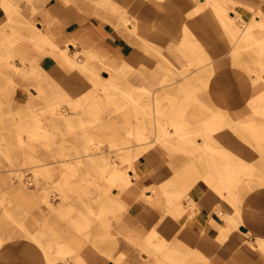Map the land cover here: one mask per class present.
I'll return each instance as SVG.
<instances>
[{"label": "rangeland", "instance_id": "rangeland-1", "mask_svg": "<svg viewBox=\"0 0 264 264\" xmlns=\"http://www.w3.org/2000/svg\"><path fill=\"white\" fill-rule=\"evenodd\" d=\"M195 1L0 0V264H70L91 243L111 254L119 252L120 260L139 248L138 240L145 248L129 220L123 197L128 188L112 185L109 172L100 168L115 163L126 172L142 156L154 158L172 175L181 173L174 182L184 177L187 191L210 204L212 231L221 222L225 239L248 235L244 221L252 209L264 219V81L249 70L251 65L261 69L260 63L264 67V55L258 58L264 24L255 23L256 16L264 17V0H219L232 8L240 25L235 27L213 11L212 0ZM88 20L109 30L102 53L75 45L70 30ZM36 24L58 46L48 42L37 48L32 38ZM230 31L241 34L238 53ZM68 40L72 45L67 53L72 58L78 50L81 62L75 56L67 60L60 50ZM7 54L13 56L14 68L7 64ZM198 61L204 66L195 65ZM185 69L187 77L180 74ZM104 70L110 82L98 74ZM163 78L169 85L160 89ZM33 85L46 98H30L26 90ZM55 102L69 114L78 102L80 114L70 123L55 121L47 107ZM154 113L156 121L172 120L165 125L171 139L157 138L162 130ZM37 120L43 126L38 131ZM214 120L221 124L214 123L216 132L206 139L215 146L209 155L193 140ZM89 138L107 156L104 161L73 158ZM112 147H124L119 152L132 157L121 159ZM67 150L70 157L60 155ZM199 155L222 174L221 181L239 189L238 203L216 195L211 185L215 179L209 178ZM35 164L50 167L32 176ZM15 172L24 175L19 180ZM62 192L68 196L65 202ZM45 195L51 205L44 202ZM215 197L221 199L222 213L213 206ZM168 260L211 264L202 258Z\"/></svg>", "mask_w": 264, "mask_h": 264}, {"label": "crops", "instance_id": "crops-1", "mask_svg": "<svg viewBox=\"0 0 264 264\" xmlns=\"http://www.w3.org/2000/svg\"><path fill=\"white\" fill-rule=\"evenodd\" d=\"M70 31H74L72 35L76 46L78 44L87 49L94 48L100 53L103 52L104 44L109 38L106 25L92 20L77 24ZM133 168L135 175L132 178V187L124 190L123 197L129 207L127 211L130 222L145 240V248L141 247L142 242L139 243L138 240V249L144 252L143 257L136 259V252L133 250L126 253L129 255L127 258L120 260L119 252L111 254L91 243L83 246L79 250L76 262L70 264H91L93 261H96L94 264L100 262V264H165L161 262L164 244L168 246L165 252L174 255L171 260L177 258L182 261H193L195 258H202L212 264H264V250L259 244V239L264 240L262 212L254 214L252 209L249 213L251 218L244 221L245 232H248V235L236 234L225 239L227 237L225 226L220 222L219 230L212 231L210 204H206V201L201 203L199 198H195V192L187 191L189 188L184 177L181 178L183 179L181 183L180 180L174 182L176 173L172 175L164 171L162 164L151 157L138 158ZM180 175L182 174L178 173L176 176ZM162 191L166 196L165 204H162V199L160 204L150 202L148 196L157 200V197L162 196ZM214 192L219 197H227L224 190L215 189ZM184 195L190 196L194 204L192 207L184 204ZM176 197L177 201L173 202V198ZM220 204L221 199L215 197L213 206ZM215 209L219 213L224 211L219 206ZM212 242H218L219 245L214 246Z\"/></svg>", "mask_w": 264, "mask_h": 264}, {"label": "bare ground", "instance_id": "bare-ground-1", "mask_svg": "<svg viewBox=\"0 0 264 264\" xmlns=\"http://www.w3.org/2000/svg\"><path fill=\"white\" fill-rule=\"evenodd\" d=\"M196 3H198V4H204V3H206V2H208V0H196L195 1ZM211 4H212V8H213V11H215L217 14H219V15H221V17H223V19H226L228 22H229V24L232 26V27H235V26H240L237 22H236V17H235V15H233V10H230V9H232V8H228L229 6H225V5H223L222 3H221V1H219V0H212L211 1ZM256 19H255V23L256 24H259V25H261V24H264V18L262 17V16H256L255 17ZM238 20V19H237ZM241 20V19H240ZM95 21V20H94ZM36 27H37V29H36V31H33L32 32V38H34V44H35V46L38 48V47H42V44L43 43H48V42H50L51 43V45H53V46H58L57 45V43L51 38V37H49V34H47L46 32H43L42 31V27H41V25L40 24H36ZM131 28H133V27H131ZM149 32L150 31H146V33L147 34H149ZM46 33V34H45ZM230 33L233 35V38H232V40H231V46H232V48H234L235 50H236V53H238V49H237V47H235V45L238 43V42H240V35L241 34H237L235 31H230ZM72 45V43L68 40V41H66V49L64 50V49H62V48H60V50L66 55V59L67 60H70V59H72L74 56H75V58L77 59V61L79 62H81L82 61V58H79L78 56V54H79V52H77V51H72V58L69 56V54L67 53L68 52V50L70 51L71 50V48H70V46ZM259 45H260V48H259V59H261V57L264 55V41H262V42H260L259 43ZM77 54V55H76ZM8 56H6V62H7V64L10 66V68H14L15 67V62H14V60H13V56L11 55V54H7ZM42 62V61H41ZM57 62V61H56ZM203 62V61H202ZM202 62H196L195 63V65H201L202 64ZM57 64V63H56ZM262 66H263V64L262 63H260ZM45 65V64H44ZM43 65V66H44ZM41 66V65H40ZM204 66V64L203 65H201L200 67H203ZM262 66H261V69H259L258 67H256V66H253V65H251L250 67H249V70L250 71H254V72H257L259 75H260V78H261V80H263L264 81V67L262 68ZM42 67V66H41ZM50 70V69H49ZM51 73V72H50ZM53 74V73H52ZM105 81H109L110 82V80H109V76H110V73L108 72V71H100L99 73H98ZM169 74V73H168ZM180 74H182L183 75V77H187L188 75H189V73H188V69H185V70H182L181 72H180ZM156 77H158V76H155V77H153V78H156ZM158 80H159V78H158ZM157 81V80H156ZM168 81H170V80H168V79H162L160 82H159V87H160V89H163L164 87H166V86H168L169 85V83H168ZM177 82V81H176ZM156 83V82H155ZM157 87V86H156ZM27 92H28V95L30 96V98H32V99H37L38 100V98H46V97H44V95H42L41 94V87H39L38 85H33V86H28V88H27V90H26ZM51 99V98H50ZM49 99V100H50ZM146 104L148 105V106H150V100H149V98H147V96H146ZM129 102V101H128ZM146 105V106H147ZM80 106V103H78V102H76L74 105H73V107H71L73 110H75L72 114H69V113H64L63 112V110H61V106L58 104V103H53V104H49L47 107L48 108H50V110H51V112L53 113V115L55 116V121H64V122H66V123H70L71 122V120H72V118H73V116L74 115H79L80 114V112L77 110V108ZM134 106V105H133ZM135 108V107H134ZM154 110V109H153ZM147 112V111H146ZM90 113V112H89ZM92 113V112H91ZM154 115V120L156 121L157 119H156V117H155V113L153 114ZM167 115V114H166ZM162 116V115H161ZM168 116H170V115H168ZM177 117V116H176ZM173 119H175V117H172ZM179 118V117H178ZM185 119V118H184ZM183 120V119H182ZM156 122H158L159 124H160V126H161V134H159V135H157V138H160L161 139V141H165V140H169V139H171V135L169 134V131L167 130V128H166V126L165 125H167V124H171L172 123V120L171 119H169V118H167V117H164V118H161V120L160 121H156ZM174 122V121H173ZM181 122V121H180ZM183 122V121H182ZM183 123H185V122H183ZM214 123H218V124H221V122H219V121H217V122H215V120L213 121V123H211L210 124V127L208 128V129H205V131H202V132H200L201 133V136L199 137V138H197V139H194L193 140V142H195L196 144H198V146L200 147V148H207V149H205V152H207L209 155H211V150H212V148L213 149H215L214 147L215 146H212L211 144H209V142H210V140H208V143H207V137H209L210 136V134L211 135H213L214 133V131L216 132V129L217 128H215V126L213 125ZM37 124L39 125L38 127H37V131L39 130V129H42L43 128V126H42V124H41V121L40 120H37ZM60 124V123H59ZM84 124V123H83ZM89 124V123H88ZM143 124H145V123H143ZM85 125V124H84ZM156 125V124H155ZM176 125V124H175ZM178 125V124H177ZM176 125V126H177ZM179 125H180V123H179ZM57 126V125H56ZM60 126V125H59ZM59 126H57V128L59 127ZM69 126V125H68ZM170 126V125H169ZM173 126V125H172ZM47 127V126H46ZM61 127V126H60ZM171 127V126H170ZM174 127V126H173ZM180 127V126H179ZM67 128V127H66ZM66 128H65V130H66ZM178 128V127H177ZM60 128H58V130H59ZM68 129V128H67ZM174 129H176V127L174 128ZM153 130V129H152ZM48 133H51V129H47L46 130ZM61 131V130H60ZM67 131V130H66ZM74 131V130H73ZM87 131V130H86ZM68 132H69V130H68ZM67 132V133H68ZM72 132V131H71ZM176 132V131H175ZM197 132H199V130H197ZM90 133V132H89ZM64 134V133H63ZM137 134V133H136ZM198 135H199V133H197ZM68 135V134H67ZM69 135H71V134H69ZM68 135V136H69ZM172 135H174V131H173V134ZM50 136V135H49ZM178 136V138L179 139H181V138H183V136L182 135H177ZM63 136H61V138H62ZM70 137V136H69ZM72 137V136H71ZM77 137V136H76ZM142 137V136H141ZM45 139V138H44ZM47 139H48V137H47ZM76 138H74V140H75ZM54 140H55V138H54ZM82 140H83V138H82ZM42 141V140H41ZM73 141V140H72ZM77 141V140H76ZM96 141V140H95ZM179 141V140H178ZM66 142V141H65ZM70 142V141H69ZM74 142V141H73ZM86 144H85V146H84V148H83V150H76L75 149V152L73 153V154H75V156H73V158H75V159H80V158H85V157H88V158H100L101 160H103L104 161V159H106L107 158V156H104V152H101L100 151V146L99 145H97V144H95V143H93L92 142V138H89V139H87V141H84ZM50 142H49V140H48V144H49ZM52 143V142H51ZM55 143V142H54ZM61 143H62V141H61ZM67 143H68V141H67ZM149 144H150V142H148ZM169 143V142H168ZM31 144V143H30ZM99 144V143H98ZM173 144H174V142H173ZM57 145V147H58V144H56ZM61 145V144H60ZM35 146V145H34ZM53 146V145H52ZM51 146V147H52ZM113 146H116V145H114L113 144ZM252 146H254V147H257V145H255V144H253ZM37 147V146H36ZM56 147V146H55ZM57 147H56V149H57ZM145 147V146H144ZM150 147V146H149ZM159 147V146H158ZM32 148V147H31ZM50 148V147H49ZM67 148V147H66ZM113 148V147H112ZM150 148H152V147H150ZM68 149V148H67ZM123 149H125L124 147H120V148H113L112 150H111V152H113L114 153V155L115 156H119V157H121V159L123 158H125V159H130L132 156H131V154H130V152H123V153H121V152H119V150H123ZM38 150V149H37ZM70 150V149H69ZM69 150H67V151H63V152H61L60 153V155L61 156H69L70 157V155H72V153H70V152H68ZM72 150V149H71ZM53 151V150H52ZM59 151V150H58ZM47 153V152H46ZM42 154V153H41ZM45 154V153H44ZM48 154V153H47ZM132 154H134V153H132ZM46 155V154H45ZM45 155H44V157H45ZM51 156V155H50ZM53 156V155H52ZM56 156V155H55ZM58 157V156H57ZM114 157V156H113ZM31 158H35L34 157V155L33 156H31ZM199 158H201V160L203 161V163L205 164V167H206V170H207V172L210 174L209 175V178L212 180V179H215V180H213L214 181V184H211L215 189H220V190H224V191H226L227 192V196L228 197H231V199H233V201L234 202H236V203H238V199H237V195H238V193H239V189L238 188H236V186H230L229 185V183L228 182H225V181H221L220 179L222 178V174L220 175V172L219 171H217V170H215L211 165H210V163H209V160H205L204 159V157L203 156H200L199 155ZM45 159V158H44ZM56 159V158H55ZM68 159V158H67ZM72 159V158H71ZM96 160V159H95ZM134 160V159H133ZM80 161V160H79ZM94 161V160H93ZM122 161V160H121ZM36 162V161H35ZM63 162H66V160H64ZM81 162V161H80ZM52 163V165H53V162H51ZM78 163V162H77ZM132 163V162H131ZM83 164V163H82ZM92 164H94L95 165V163H92ZM97 164H98V162H97ZM121 164V163H120ZM71 164H63V167L66 169V168H70V167H72V166H70ZM86 165V164H85ZM109 165V164H108ZM102 165V167H100L101 168V170L103 171V172H106V171H108L109 172V179H110V181H111V184L112 185H115V186H118V187H127V188H130V187H132V178H133V176L135 175L134 173H135V171H134V168H129L126 172H124V171H122L119 167H118V165L117 164H112V165ZM79 166V165H78ZM96 166V165H95ZM49 167H50V164H35V165H33L31 168H32V176H34V175H37V174H40V173H42V172H44V171H48V169H49ZM85 167V166H84ZM73 169V168H72ZM97 169H98V167H97ZM70 170V169H69ZM80 171V170H79ZM228 171H230V170H228ZM29 172V171H28ZM72 172V171H71ZM231 172V171H230ZM227 173V172H226ZM108 174V173H107ZM106 174V175H107ZM15 175H16V179H21V177L24 175V174H22V172H15ZM71 175V174H70ZM65 177V176H64ZM208 178V177H207ZM136 179V178H135ZM28 180H31L32 181V179H30V177L28 178ZM68 183V181H66V183H64V184H67ZM40 187V186H39ZM44 189V188H43ZM228 189H230L229 191H228ZM63 191V190H62ZM161 193V192H160ZM162 196H160V197H157V200H154L153 198H151L150 199V197L148 196V198H149V200H150V202H152V203H156V204H160V199H162V204H165L166 203V196L164 195V191H162ZM58 195V194H57ZM52 197V196H51ZM50 198V197H49ZM49 198H48V195H45L44 197H43V200H44V202L46 203V204H48V205H51V202H50V200H49ZM51 199V198H50ZM66 199H68V196H67V194L65 193V192H62L61 193V200H62V202H65L66 201ZM153 199V200H152ZM183 202H184V204H187V205H189L190 207H192L194 204H193V202H192V200H191V198H190V196L189 195H184L183 196ZM5 205V204H4ZM3 207V206H2ZM60 207V206H59ZM52 209V208H51ZM64 210V209H63ZM5 211H7V212H9L8 210H6L5 209ZM231 219V218H230ZM232 220H234L233 218H232ZM231 220V221H232ZM22 224H23V222H22ZM131 237V236H130ZM12 242V241H11ZM10 243V242H9ZM13 243V242H12ZM12 243H10L11 245H12ZM3 244V243H2ZM259 244H260V248L261 249H263L264 250V240H262V239H259ZM94 246V245H93ZM7 249V248H6ZM88 249V248H87ZM86 249V250H87ZM89 250V249H88ZM93 251V250H92ZM43 252V251H42ZM90 252V254L92 253L91 251H89ZM135 257H136V259H139V258H142L143 257V253L144 252H141L139 249H135ZM43 255V254H42ZM85 257V256H84ZM96 258H97V256H96ZM107 258V257H106ZM171 258H174V255H172V254H169V253H166V252H164L163 251V249H162V260H161V262L162 263H167L168 261V259H171ZM144 259V258H143ZM176 260H177V258H176ZM84 262V261H83ZM94 262V261H93ZM92 262V263H93ZM96 262V261H95ZM94 262V263H95ZM99 262H100V260H99ZM91 263V264H92ZM93 263V264H94ZM101 263V262H100ZM100 263H96V264H100ZM175 263V262H174ZM47 264H50V262H47ZM83 264V263H82ZM87 264H89V263H87ZM176 264V263H175ZM212 264V263H211Z\"/></svg>", "mask_w": 264, "mask_h": 264}]
</instances>
